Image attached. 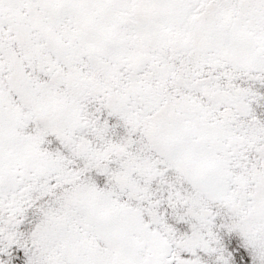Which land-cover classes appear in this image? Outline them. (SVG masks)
Returning a JSON list of instances; mask_svg holds the SVG:
<instances>
[{
    "label": "snow or ice",
    "instance_id": "obj_1",
    "mask_svg": "<svg viewBox=\"0 0 264 264\" xmlns=\"http://www.w3.org/2000/svg\"><path fill=\"white\" fill-rule=\"evenodd\" d=\"M0 264H264V0H0Z\"/></svg>",
    "mask_w": 264,
    "mask_h": 264
}]
</instances>
